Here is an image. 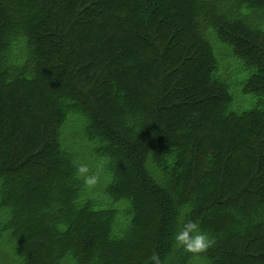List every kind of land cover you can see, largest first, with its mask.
I'll list each match as a JSON object with an SVG mask.
<instances>
[{
    "label": "trees",
    "instance_id": "1",
    "mask_svg": "<svg viewBox=\"0 0 264 264\" xmlns=\"http://www.w3.org/2000/svg\"><path fill=\"white\" fill-rule=\"evenodd\" d=\"M0 220L18 264H264V0H0Z\"/></svg>",
    "mask_w": 264,
    "mask_h": 264
},
{
    "label": "clouds",
    "instance_id": "2",
    "mask_svg": "<svg viewBox=\"0 0 264 264\" xmlns=\"http://www.w3.org/2000/svg\"><path fill=\"white\" fill-rule=\"evenodd\" d=\"M73 163L76 169L75 177L82 180L87 188H94L99 183V174L94 172L88 163L75 161ZM173 240L175 247L195 255L206 253L216 243L215 238L203 230L198 221L192 219L178 221V228L174 233ZM149 261L150 264H162L158 253H154Z\"/></svg>",
    "mask_w": 264,
    "mask_h": 264
},
{
    "label": "rangeland",
    "instance_id": "3",
    "mask_svg": "<svg viewBox=\"0 0 264 264\" xmlns=\"http://www.w3.org/2000/svg\"><path fill=\"white\" fill-rule=\"evenodd\" d=\"M227 56V55H226ZM230 57V56H229ZM225 61V63L226 62H234L233 60H232V58L230 57V59H228V58H225L224 59ZM232 67H233V65H232ZM236 97H235V100H236V98H237V95H235ZM236 101H238V100H236ZM239 103V102H238ZM249 104H251V101L247 98V100H246V102H245V104H242V106H248ZM71 136H74L73 134H70L69 135V138L71 137ZM75 140H78V137H76V139ZM3 221H1L0 220V223H2ZM3 236H5V233L3 232V233H1V237H3ZM6 237V236H5ZM2 241H1V239H0V264H18V260H17V258H15L16 257V255L14 254V251L10 248V247H6V245L5 244H2L1 243ZM14 255H15V257H14Z\"/></svg>",
    "mask_w": 264,
    "mask_h": 264
}]
</instances>
